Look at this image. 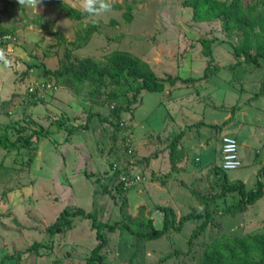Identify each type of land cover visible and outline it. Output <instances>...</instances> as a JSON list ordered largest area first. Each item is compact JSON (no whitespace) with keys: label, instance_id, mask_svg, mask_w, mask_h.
<instances>
[{"label":"rangeland","instance_id":"obj_1","mask_svg":"<svg viewBox=\"0 0 264 264\" xmlns=\"http://www.w3.org/2000/svg\"><path fill=\"white\" fill-rule=\"evenodd\" d=\"M63 1L83 12L79 0ZM184 1L111 0L110 13L81 21H71L56 6L37 5V11L28 7L31 14L17 4L3 6L6 23L1 29L17 23L28 31L19 29L17 40L2 47L10 65L0 61V137L15 140V131L23 128L25 135L40 131L41 139L31 166L29 156L22 155L27 150L0 149V263L87 264L100 243L91 221L75 219L64 234L51 237L49 228L65 209L82 208L105 225L129 224L135 232L146 229L137 222L162 228L158 206L172 207L178 220L200 210L201 197L222 192L223 179L215 167L221 161V138L227 135L236 137L243 162L226 172L229 182H244L248 191L259 179L264 183V176L258 177L264 168V59L258 65L237 66L235 47L243 41L226 36L219 22H195ZM252 1L261 6L260 29L264 0ZM95 22L98 31L87 45L72 49L68 42ZM40 25L66 40H56ZM202 39L211 41L218 74L210 72L209 79L191 85L167 83L161 93L145 92L142 103L122 112L119 120L113 119L112 110L126 99H111L117 90L112 85L97 93V100L87 99L92 98L91 88L83 93L85 98L63 89L51 94L48 87L38 99L28 90L45 79L43 70L34 66L43 61L47 69L58 70L68 49L73 57L100 63L114 51H126L162 80L198 79L211 60ZM120 181L124 187L118 191ZM238 199L234 193L210 202L212 223L192 246L202 220L188 221L181 232L155 241L120 229L110 232L107 226L101 264H195L213 241L264 235V195L247 211L225 214ZM36 244L41 246L27 251ZM18 253H23L21 258Z\"/></svg>","mask_w":264,"mask_h":264},{"label":"trees","instance_id":"obj_2","mask_svg":"<svg viewBox=\"0 0 264 264\" xmlns=\"http://www.w3.org/2000/svg\"><path fill=\"white\" fill-rule=\"evenodd\" d=\"M2 2L5 8L14 6V3L9 0H2ZM41 5L58 7L71 21H81L88 17L87 14L68 5L63 0H44V3ZM183 5L192 10V18L195 22H219L226 36L234 39L238 38L243 41V46L235 47V55L240 59L237 66L240 67L243 64L258 65L260 59H264V27L259 29L262 24L263 13L261 12L259 3H255L252 0H231L229 2L226 0H185ZM126 19L127 21H131L132 16L128 14L126 15ZM1 24L2 20L0 18V37L6 34L18 37L16 32L19 31V29L23 30L27 28L25 26L21 28V26L18 27L15 25L13 29L4 30L1 29ZM40 26L44 30L47 29L45 28L47 25ZM97 31V22H95L93 25H89L84 30V33H82V36L77 37L75 41H67L68 45L71 46L72 49L79 50L87 45L93 34ZM46 33L60 42L66 40L58 32L46 30ZM252 38H255V41H252ZM201 43L205 49L206 55H208L211 60L205 70L204 76L198 79L192 77L182 79L180 77L168 76L166 80H162L157 77L147 63L126 51H114L107 56L105 63H100L91 58L73 57L72 49L71 52L70 49H68L64 56L66 59H60L61 67L58 70L47 69L43 61L34 67L43 70L45 79H40V83L45 84L46 89L49 87L51 94H55L59 89H63L64 91H71L85 98L83 93L88 90L87 88H91L89 96L92 98L87 99L97 100L94 96L106 86L112 85L116 87L117 90L111 94L110 98L116 100L119 97H123L126 99L125 105L117 103V105L113 107V119L119 120L122 112H131L133 106L140 103L142 94L145 92L161 93L165 90L167 83L170 86H175L179 81L183 84L191 85L195 82L209 79L211 76L210 72H212V74H218L219 69L213 66L214 57L210 46L211 41L202 39ZM2 46L3 44L0 45V47ZM124 87H126V91L122 89ZM31 96H35V98L38 99L43 98L39 90L36 94H31ZM91 119L92 117L90 115L85 127L88 126ZM198 124L201 126L206 125L203 122ZM15 132L17 133L15 140H12L8 136L0 137V149H4L8 152L14 150L18 153L21 148L27 150V153L25 152L22 155L29 156L27 164L31 166L33 162L37 160L35 154L40 147V131H33L30 135H25V129L20 128ZM184 134L185 131L176 135L171 147H175V144L183 138ZM233 138L236 139L235 136H233ZM221 162L222 156L218 167L215 168L216 173L223 179L222 192L212 196L201 197L202 208L200 210H193L191 213L182 216L179 220L172 207L158 206L157 209L163 213V225L161 229H157L152 223L145 224L139 222H137V224L142 228H146L145 230L135 232L129 224L116 223L105 225L98 221L95 213H87L82 208H76L65 209L63 211L57 222L49 228L51 237L56 234H64L68 228L72 227L73 220L75 219L91 221L92 229L96 231L100 243L93 249L90 257L87 259V264H101L103 262L101 251L105 249L108 244V239L104 232L107 226L110 232L120 229L121 231L131 232L141 240L155 241L165 237L171 231L181 232L185 223L188 221L202 220L203 222L200 223L190 240L189 244L192 246L193 239L201 236L212 223L211 219L214 211L211 209L210 202L221 200L225 198L227 194L238 193L239 199L237 202L232 208L225 212V214L236 215L239 212L247 211L248 207L253 206L264 195V183L260 179L257 182L256 188L250 191H248L249 189L244 182L239 181L237 183H230L226 171L221 167ZM116 170L114 172H116ZM117 173L118 172L115 174ZM263 176L264 168L260 171L258 177L261 178ZM123 185L124 182L120 181L118 191L123 189ZM104 191H106V189ZM121 211L124 212L122 209ZM36 246L38 247L41 245L36 244L31 249H27V251H33ZM22 254L23 253H18V258H21ZM180 254V252H177L176 255L178 256ZM8 257L9 255H6L5 259ZM0 264H3V261ZM195 264H264V235L234 237L232 240L227 241H213L209 247H206L202 256Z\"/></svg>","mask_w":264,"mask_h":264},{"label":"built area","instance_id":"obj_3","mask_svg":"<svg viewBox=\"0 0 264 264\" xmlns=\"http://www.w3.org/2000/svg\"><path fill=\"white\" fill-rule=\"evenodd\" d=\"M16 38L17 37H14L11 34L3 35L2 37H0V45L3 44V46H7L9 45V42L12 43L13 39L15 40ZM28 90L33 94H36L38 90L41 93L47 91L45 84L40 82L37 83L36 86H34L33 84L29 85ZM233 143L235 144L234 148L230 147V145H232ZM221 153H222L221 167L224 171L227 172L231 170H237L243 166V162L239 154V144L235 138L230 136H225L222 138Z\"/></svg>","mask_w":264,"mask_h":264},{"label":"clouds","instance_id":"obj_4","mask_svg":"<svg viewBox=\"0 0 264 264\" xmlns=\"http://www.w3.org/2000/svg\"><path fill=\"white\" fill-rule=\"evenodd\" d=\"M18 4L23 7H35L44 3V0H17ZM80 8L83 13L89 17L104 16L112 11L111 0H79ZM0 61L6 66L10 65V61L6 58L4 49L0 48ZM230 147H235L233 143Z\"/></svg>","mask_w":264,"mask_h":264},{"label":"crops","instance_id":"obj_5","mask_svg":"<svg viewBox=\"0 0 264 264\" xmlns=\"http://www.w3.org/2000/svg\"><path fill=\"white\" fill-rule=\"evenodd\" d=\"M9 1H10V2H14L13 0H9ZM15 1H16V2H14V6H12L13 8H15L16 4L18 3L17 0H15ZM3 6H4V4L2 3V7H0V18H1V20H2V24H3V25H1V26H4L5 23H6V22H4V20H3V18L6 17V16H5L6 13H4L3 16L1 15V11H3V10H1V9L3 8ZM17 6L21 7L19 4H17ZM42 6H43V5H42ZM10 7H11V6H8V8H6V9H9ZM33 7H34V6H33ZM33 7H32V8H33ZM43 7H45V6H43ZM27 8H28V7H23V8H21V9H22L25 13H27V14H31L30 11L27 10ZM34 8H35V7H34ZM37 8H38V6H37ZM35 9H36V8H35ZM34 11H37V9L34 10ZM2 13H3V12H2ZM15 25H17V23H16ZM15 25H14V26H15ZM11 29H13V28H11ZM25 29H26V31H28L27 28H25ZM22 32H23V31H22ZM20 34H21V33H19V35H20ZM244 127H245V125L243 126V128H244ZM232 132L238 135V130H237V131L232 130ZM250 133H251V131H250ZM239 135H241V130H240V134H239ZM208 157H209V159H210V156H208Z\"/></svg>","mask_w":264,"mask_h":264}]
</instances>
